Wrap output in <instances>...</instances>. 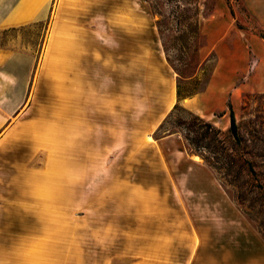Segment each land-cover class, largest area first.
I'll return each mask as SVG.
<instances>
[{"label": "rangeland", "instance_id": "1", "mask_svg": "<svg viewBox=\"0 0 264 264\" xmlns=\"http://www.w3.org/2000/svg\"><path fill=\"white\" fill-rule=\"evenodd\" d=\"M141 1L148 27L142 35L133 34L123 42L125 51L117 49L115 61L110 55L109 66L94 71V84L83 86L84 126L78 133L74 125L73 132H61L65 121H70L61 119L62 104L73 110L71 99L76 95L72 91L67 103L58 85L46 84V98L35 102V111L51 113V151L57 159L47 160L50 150L39 148L23 166L37 175H50L51 181L36 180L35 191L28 194L22 182L17 185L3 179L4 175L12 177L15 167L19 169L25 160H0V223L12 220L17 211L20 222H25L21 224L51 221L57 226L46 235L35 227L20 229L19 260L0 264H170L174 251L168 241V222L178 221L180 207H190L196 216L199 210L207 214L209 205L220 208L209 198L212 195L203 193L204 172L186 175L189 166L199 162L206 164L218 187L227 192L229 198L221 204L228 217L221 224L195 218L204 237L200 250L193 254V264H234L235 236L241 233L244 242L255 238L253 242L262 248L264 5L255 9L263 15L260 20L242 0ZM50 21L51 17L0 29V50L28 49L40 57ZM229 102L238 124L236 142L229 132ZM204 122L221 130L209 147L202 145L209 140L200 137L202 129L197 130L200 125L206 128ZM62 142L69 146L67 150L61 148ZM76 142L79 160H58L75 156ZM229 160L235 162L227 178H235L234 183L224 179ZM249 164L255 170L252 175L245 170ZM237 192L245 195V204L251 207L236 198ZM125 215L131 217L125 219L130 221L129 229H123ZM214 215H219L217 210L211 212ZM156 216L165 222L164 243L158 246L163 262L146 260L145 254L154 246L141 244L138 237ZM112 220H116L115 237L106 234ZM91 221L105 227L100 229L105 232L90 237L80 229L78 241L62 236L58 225L84 228ZM29 233L27 243L24 238ZM75 248L81 253L95 251L94 256L101 258L86 263L70 260L68 254Z\"/></svg>", "mask_w": 264, "mask_h": 264}, {"label": "crops", "instance_id": "2", "mask_svg": "<svg viewBox=\"0 0 264 264\" xmlns=\"http://www.w3.org/2000/svg\"><path fill=\"white\" fill-rule=\"evenodd\" d=\"M242 1L253 16H257L260 20L263 19V15L257 13L255 9L258 4L264 5V0ZM142 4L141 0H0V29L19 28L48 21L51 17L40 57L28 49L0 50V160H25L19 163L18 166L22 164L19 169L15 167L16 170L13 171L15 173L12 177L4 175L3 179L17 182V185L22 182L28 194L30 191H35L36 180L44 184L46 180L51 181L50 175L48 177L44 173L37 175L23 166L35 157L36 150L39 148L50 150L47 160L57 159L56 156L53 157L51 151L52 129L49 123L51 113L40 109L35 111L33 108L35 102L41 97L46 98V84H49L50 88L58 85L60 97L67 103L69 90L72 91V94L76 95L71 99L74 102L73 110L68 107V104H62L65 109L62 107L61 119L68 118L70 121H65L61 132L64 134L68 131L73 132L72 126L74 125V130L78 133L84 126L83 86L94 84V71H98L100 67L109 66L112 62L110 55L115 61L116 50L121 52L124 47L125 51V45L122 43L130 39L133 34L142 35V31L148 27V15ZM117 36H119L118 41ZM74 86L75 89H73ZM172 102L173 97L170 98L168 107ZM77 142L75 156L61 157L58 160H79L78 154L81 151L78 150L80 146H77ZM61 148L67 150L69 146L62 142ZM198 171L204 172L202 174V180L205 181L203 193L206 196L207 194L212 195L209 198L218 203L220 208L215 209L216 205L214 207L209 205L206 210L207 214H203L204 210H199V215L196 216L193 215L195 213L192 214L190 207H180L178 210L180 214L176 216L178 221L168 222L171 226L168 241L173 243L174 251L172 257L169 258L170 264L194 263L193 254L200 250L204 237L202 228L194 222L196 217L209 224L211 222L225 223L228 217V210L223 209L224 205L221 204L229 198L227 192L220 189L221 186L218 187V180L204 163L191 164L186 175H194ZM2 195L9 194L3 193ZM9 197L17 196L10 194ZM216 210L219 215L211 216V212ZM126 218L131 219L130 216L125 215L124 220ZM115 221L108 222V231H106V234L114 237L115 233L112 229H116ZM124 222L123 229H129L130 221L125 220ZM149 222L148 227H145L146 231L140 232L138 236L141 244L154 246V249H151L144 257L151 262H159V260L163 262V257L158 256V253L162 252L158 246L164 243V218L156 216L153 221ZM21 223L25 222H20L17 211L12 220L0 223V230H2L0 231V261L19 260L16 251L20 250V245L23 244L20 242V229L29 230L35 227L43 230V234L46 235L53 227H57L53 226L51 221H43L39 224ZM58 225L62 229V236L76 241L81 238L80 229L83 235L88 234L90 237L100 236L105 232V230L103 232L100 230L105 227H99L94 221L85 222L84 228L66 226L64 222ZM28 235L24 238L28 239L27 243L31 237L30 233ZM128 235L130 237L131 230ZM246 240L244 242L242 233L235 236L234 264H264V242H261L262 248H260L259 242H253L255 238L250 237L251 242ZM75 249H71L73 252L68 254L70 260L86 263L92 259L101 258L100 254L97 258L94 256L95 251L81 253L77 251V248Z\"/></svg>", "mask_w": 264, "mask_h": 264}, {"label": "trees", "instance_id": "3", "mask_svg": "<svg viewBox=\"0 0 264 264\" xmlns=\"http://www.w3.org/2000/svg\"><path fill=\"white\" fill-rule=\"evenodd\" d=\"M175 105H176V103L174 104V106ZM228 106H229V132L231 134L232 139L236 142L239 139L238 124H237V120H236V117H235V114H234V111H233V108H232L230 102L228 103ZM197 117H199V116H197ZM166 120L167 119H165L160 124L159 129L163 128ZM204 124H205L206 128L203 129L202 126L200 125V126L197 127V130L200 132V129H202V131L200 132V134H201L200 137L201 138L202 137L203 138L207 137V139H209L206 142V144H202V145H206L207 147H209V144H211V142H213L214 139L217 138V135L221 133V130L219 128H217L216 126H214L213 124L209 123V122H204ZM186 137L189 138L188 136H186ZM201 138H199V139H201ZM219 140H221V138H219ZM225 142L226 141H223V143H225ZM231 149H232V147H231ZM227 155L230 156L231 153H227ZM204 157H205L206 161H208L210 164L215 166V163L210 162V159L207 156L204 155ZM219 157L220 156L217 155L216 156V160H219ZM233 162H235V161L234 160H229V162L227 164L228 166H226L227 167L226 171L224 172L225 175H226V176H224V179L226 181H228L229 183H234V179H235V178H227V175L232 174L233 170H231V167L233 166ZM245 170H246V173L249 174V175H252L253 172L255 171L253 169L252 165H250V164L245 168ZM235 196H236L237 199H239V201L242 204L246 205L247 208L251 207L250 203L249 204H245V199L246 198H245L244 194H242L241 192L240 193L237 192V193H235ZM246 212L251 216V213L249 212V210H246Z\"/></svg>", "mask_w": 264, "mask_h": 264}]
</instances>
